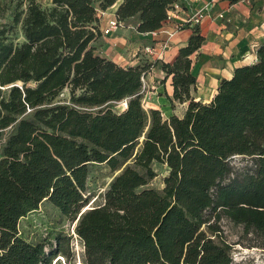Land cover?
Wrapping results in <instances>:
<instances>
[{
  "label": "trees",
  "instance_id": "obj_1",
  "mask_svg": "<svg viewBox=\"0 0 264 264\" xmlns=\"http://www.w3.org/2000/svg\"><path fill=\"white\" fill-rule=\"evenodd\" d=\"M24 1L12 20L21 43L0 27V264H232L224 218L264 248V44L201 104L190 96L204 42L194 27L162 65L170 102L187 109L164 119L141 104L153 63L123 67L96 53L97 10L118 0H51L49 9L33 0L18 6ZM179 1L121 0L114 17L137 18L135 31L152 33ZM123 99L126 109L115 113ZM236 156L252 166L236 170ZM153 163L168 169L161 190L149 188ZM92 165L114 176L90 207ZM43 204L74 225L78 256L64 230L36 243L21 236L20 221Z\"/></svg>",
  "mask_w": 264,
  "mask_h": 264
},
{
  "label": "crops",
  "instance_id": "obj_2",
  "mask_svg": "<svg viewBox=\"0 0 264 264\" xmlns=\"http://www.w3.org/2000/svg\"><path fill=\"white\" fill-rule=\"evenodd\" d=\"M121 4L118 0L113 6L103 11L99 20L100 28L115 16ZM178 22L188 18L198 10L206 8L204 17L198 26L204 42L196 53L191 69L195 83L190 88V96L195 102L209 103L215 96L219 83L229 79L235 69L248 66L256 61L252 45L264 44V34L259 31V23L264 20V0H180ZM222 18H219V16ZM132 24H128L127 22ZM119 29L109 38H101L108 46L106 49L94 44L96 53L118 66H135L147 61L137 54L136 49L143 45L157 46L166 39V24L152 33L139 34L135 31L137 18L122 23ZM194 26L183 24L180 31L168 42V48L162 60L154 62L146 76L148 92L143 103L149 110H158L164 119L170 116L182 118L187 109V102H170L173 97L171 78L162 70L163 64H172L181 48L185 47L193 33ZM105 45V46H106Z\"/></svg>",
  "mask_w": 264,
  "mask_h": 264
},
{
  "label": "rangeland",
  "instance_id": "obj_3",
  "mask_svg": "<svg viewBox=\"0 0 264 264\" xmlns=\"http://www.w3.org/2000/svg\"><path fill=\"white\" fill-rule=\"evenodd\" d=\"M17 1L0 0V27L6 32L8 38L14 44L21 43V35L19 26L12 24L13 15L16 12L24 10L26 3L24 1L21 6H18ZM33 1L42 9L52 7L51 0ZM127 23L130 25L132 21ZM96 44L104 49L108 47L102 39ZM145 105L142 104V108L145 111H149ZM112 110L115 113L122 112L121 108L117 105L112 106ZM231 164L237 170L245 166L251 167L252 161L246 157L236 156L231 160ZM152 169L156 177L149 184V188L161 190L164 186V179L167 176L168 169L165 165L157 163L152 164ZM113 176L114 174L105 165H92L90 167L87 192L90 194L91 200L88 206L92 207L100 202V199H97V197L100 193H103ZM219 226L224 240L231 247L230 258L232 264H264V248L259 246V240L255 236L245 234L241 226L234 225L225 218L220 221ZM73 228L74 225H69V223L63 221L58 212L48 204H43L37 212L21 220L19 225L21 236L31 243H36L47 237V234L49 235L53 231L60 229L64 230L65 233L73 235ZM71 247L76 256L81 253V245L74 235L71 241Z\"/></svg>",
  "mask_w": 264,
  "mask_h": 264
},
{
  "label": "built area",
  "instance_id": "obj_4",
  "mask_svg": "<svg viewBox=\"0 0 264 264\" xmlns=\"http://www.w3.org/2000/svg\"><path fill=\"white\" fill-rule=\"evenodd\" d=\"M216 1L217 0H211V3H214ZM178 11H179V6L176 3L173 5L171 10L167 14L166 22L164 25H166V24L167 25L172 24V25L170 26V29H165L163 31L164 34L166 35V39L164 41L160 42L156 47L152 46V45H143V46L138 47L136 49L137 54L141 55L143 58H145L150 63H154V62H158V61L162 60L164 53L168 48V42L174 37V35L178 31L181 30L183 24L187 23V24L192 25L194 27L198 26L204 17V12L206 11V8H202V9L198 10L197 12H195L194 14L189 16L188 18H183V19L179 20L178 22L171 23L173 20H176L178 18L177 17ZM103 14H104L103 11L97 10V18L99 20ZM219 18H222V16L220 15ZM121 28H123V24L117 22L115 20V17H113L112 19H110L107 22V26L105 28H103V29L100 28L101 35H102L101 38L112 37L113 34ZM258 28H259V31L262 34H264V20H262L259 23ZM256 47H257L256 45H252V51L253 52H255ZM126 66L127 65H125L124 67H126ZM148 73L141 78L140 95L142 96V99H141L142 104H144L143 103L144 97H145L146 93L148 92V82L146 80V76L148 75ZM64 96L65 95L63 93L60 94V98H63ZM127 101H128V99H123V100H121L119 102H115L113 104L119 106L121 108V110L123 111L127 107ZM30 112L31 111L29 109H27L26 114H28ZM9 130H10V128H7L5 130V133H7ZM4 142H5V136H3L0 139V150H1V147H2Z\"/></svg>",
  "mask_w": 264,
  "mask_h": 264
}]
</instances>
